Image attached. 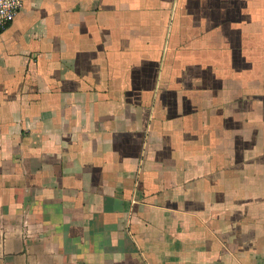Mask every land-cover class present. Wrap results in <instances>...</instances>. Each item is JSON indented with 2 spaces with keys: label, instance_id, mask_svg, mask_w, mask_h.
I'll use <instances>...</instances> for the list:
<instances>
[{
  "label": "crops",
  "instance_id": "1",
  "mask_svg": "<svg viewBox=\"0 0 264 264\" xmlns=\"http://www.w3.org/2000/svg\"><path fill=\"white\" fill-rule=\"evenodd\" d=\"M0 264H264V0H23Z\"/></svg>",
  "mask_w": 264,
  "mask_h": 264
},
{
  "label": "built area",
  "instance_id": "2",
  "mask_svg": "<svg viewBox=\"0 0 264 264\" xmlns=\"http://www.w3.org/2000/svg\"><path fill=\"white\" fill-rule=\"evenodd\" d=\"M23 7V0H0V31L12 24Z\"/></svg>",
  "mask_w": 264,
  "mask_h": 264
}]
</instances>
